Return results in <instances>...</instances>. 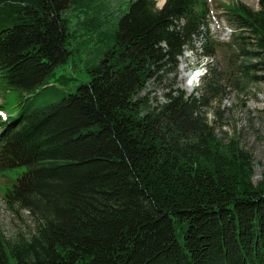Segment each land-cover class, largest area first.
<instances>
[{"label": "trees", "instance_id": "1", "mask_svg": "<svg viewBox=\"0 0 264 264\" xmlns=\"http://www.w3.org/2000/svg\"><path fill=\"white\" fill-rule=\"evenodd\" d=\"M156 1L130 3L87 83L34 107L72 55L67 13L89 4L0 0V84L25 96L0 119V174L31 223L29 237L0 232V264H264V172L253 185L251 155L200 112L216 100V68L197 98L176 89L153 106L144 94L195 41L259 80L264 0L226 7L228 43L209 37L208 0Z\"/></svg>", "mask_w": 264, "mask_h": 264}, {"label": "rangeland", "instance_id": "2", "mask_svg": "<svg viewBox=\"0 0 264 264\" xmlns=\"http://www.w3.org/2000/svg\"><path fill=\"white\" fill-rule=\"evenodd\" d=\"M86 1L89 8H85L84 13L75 9L66 15L73 34L70 39L72 55L47 80L44 87L49 88L33 98L31 104L34 107L57 102L89 81L87 70L97 65L111 49V37L118 21L135 0ZM164 2L157 0L156 7L161 9ZM208 3L209 37L221 43L231 41L232 29L224 17L227 6L241 3L254 11L259 8L258 0H208ZM229 56L228 50H216L215 57L207 59L202 55L200 42L195 41L193 50L184 52L177 59L175 68L162 73L158 81L150 83L144 94H148L153 106L162 104L165 96L176 89L182 91L185 97L197 98L203 87L202 80L208 74V67H215L218 77L216 100L202 107L201 115L218 139L223 143L234 139L242 150L251 155L252 184L256 185L264 172V73L256 74L259 77L256 82L242 80L233 75ZM195 71L202 76L194 81L189 80ZM24 98L18 91H6L0 84V119L14 116ZM10 179L8 174H0V232L6 238L18 233L29 237L31 223L27 214H16L4 199L5 186L10 183Z\"/></svg>", "mask_w": 264, "mask_h": 264}, {"label": "bare ground", "instance_id": "3", "mask_svg": "<svg viewBox=\"0 0 264 264\" xmlns=\"http://www.w3.org/2000/svg\"><path fill=\"white\" fill-rule=\"evenodd\" d=\"M197 76V74H194V75H192L190 78L192 79V77H196ZM190 78H189V80H190ZM187 80V78L185 79V81Z\"/></svg>", "mask_w": 264, "mask_h": 264}]
</instances>
